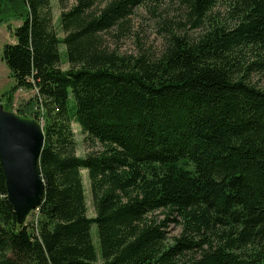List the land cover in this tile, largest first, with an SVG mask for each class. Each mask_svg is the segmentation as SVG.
<instances>
[{"label": "trees", "instance_id": "obj_1", "mask_svg": "<svg viewBox=\"0 0 264 264\" xmlns=\"http://www.w3.org/2000/svg\"><path fill=\"white\" fill-rule=\"evenodd\" d=\"M103 1L75 0L55 26L51 0H1L19 10L2 58L15 89L36 90L44 192L18 225L0 166V264H264V87L251 78L264 0ZM165 1L181 16L158 52L108 50L104 34Z\"/></svg>", "mask_w": 264, "mask_h": 264}, {"label": "rangeland", "instance_id": "obj_2", "mask_svg": "<svg viewBox=\"0 0 264 264\" xmlns=\"http://www.w3.org/2000/svg\"><path fill=\"white\" fill-rule=\"evenodd\" d=\"M106 1L108 0H104L103 3ZM74 2L75 0H51V12L55 26H58L62 10L69 9ZM175 7L165 1L156 11L146 9L145 7L135 9L133 14L128 17L123 28L115 27L111 32L103 35L106 47L109 51H113L119 55L158 52L163 43L165 29L174 26L171 21L180 19L181 12L176 11ZM224 7L225 3L223 1L217 5L213 12L215 19L223 18ZM20 23L19 10L4 5L0 0V104L5 107L6 111L13 112L17 116L18 114H22L30 117V120H34L32 117H37L39 120L40 111L33 101L36 97V90L15 89L14 81L2 58L4 46L14 42L13 31ZM187 33L190 36H194L198 32L191 30ZM60 37H62V34H60ZM60 53L63 61L61 68L62 70H66L68 66L65 63L64 47H60ZM251 78L252 82L258 87H264V74L253 73ZM38 123L42 124V120ZM73 129L77 143L76 154L83 157L90 151L87 148V144L83 142V136L80 134L77 125L73 124ZM81 176L85 190L87 216L92 218L94 217V210L86 171H81ZM32 215L31 213L26 221H29ZM157 216L161 219L160 215ZM165 230L169 237L175 236L179 232L178 227L172 223L167 224ZM91 233L95 247L98 250L94 228H92Z\"/></svg>", "mask_w": 264, "mask_h": 264}, {"label": "water", "instance_id": "obj_3", "mask_svg": "<svg viewBox=\"0 0 264 264\" xmlns=\"http://www.w3.org/2000/svg\"><path fill=\"white\" fill-rule=\"evenodd\" d=\"M43 147L42 126L0 104V166L18 225L24 224L41 202L44 183L37 168Z\"/></svg>", "mask_w": 264, "mask_h": 264}, {"label": "bare ground", "instance_id": "obj_4", "mask_svg": "<svg viewBox=\"0 0 264 264\" xmlns=\"http://www.w3.org/2000/svg\"><path fill=\"white\" fill-rule=\"evenodd\" d=\"M5 110V109H4ZM9 112V111H8ZM42 126V124H40ZM38 169V168H37ZM39 172V171H38Z\"/></svg>", "mask_w": 264, "mask_h": 264}]
</instances>
